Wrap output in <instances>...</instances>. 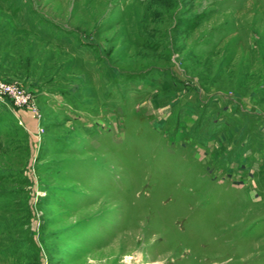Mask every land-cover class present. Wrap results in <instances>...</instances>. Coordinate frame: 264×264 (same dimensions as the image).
Masks as SVG:
<instances>
[{"label": "rangeland", "instance_id": "obj_1", "mask_svg": "<svg viewBox=\"0 0 264 264\" xmlns=\"http://www.w3.org/2000/svg\"><path fill=\"white\" fill-rule=\"evenodd\" d=\"M0 82V264H264V0H0Z\"/></svg>", "mask_w": 264, "mask_h": 264}, {"label": "built area", "instance_id": "obj_2", "mask_svg": "<svg viewBox=\"0 0 264 264\" xmlns=\"http://www.w3.org/2000/svg\"><path fill=\"white\" fill-rule=\"evenodd\" d=\"M0 91L2 93H7L13 99L15 103L18 105H23L28 103L30 99L27 94L23 93V91L12 84H6L0 82Z\"/></svg>", "mask_w": 264, "mask_h": 264}, {"label": "bare ground", "instance_id": "obj_3", "mask_svg": "<svg viewBox=\"0 0 264 264\" xmlns=\"http://www.w3.org/2000/svg\"><path fill=\"white\" fill-rule=\"evenodd\" d=\"M234 5V4H233ZM4 17V16H3ZM11 17V16H10ZM5 21V20H4ZM8 24V23H7ZM11 25V24H10ZM12 26V25H11ZM14 27V26H13ZM33 29V28H32ZM84 31V30H83ZM86 32V31H85ZM43 33V32H42ZM83 34V33H82ZM30 37V36H29ZM8 38H10V36L8 37ZM45 44V43H44ZM32 51V50H31ZM27 57V56H26ZM136 61V60H135ZM76 65V64H75ZM133 225H134V223H133ZM141 240V239H140ZM146 245V244H145ZM169 245V244H168ZM150 247V246H149ZM172 247V246H171ZM189 248V247H188ZM144 252V251H143ZM153 254V253H152Z\"/></svg>", "mask_w": 264, "mask_h": 264}]
</instances>
